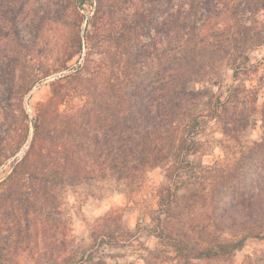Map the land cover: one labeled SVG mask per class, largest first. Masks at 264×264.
Masks as SVG:
<instances>
[{"label": "rangeland", "instance_id": "374dc122", "mask_svg": "<svg viewBox=\"0 0 264 264\" xmlns=\"http://www.w3.org/2000/svg\"><path fill=\"white\" fill-rule=\"evenodd\" d=\"M229 6L237 23L248 22L249 30H225L245 33L246 42L237 44H244L245 53L236 52L191 87L216 95L238 87L247 93L252 118L259 120L264 113V9L246 13L244 0H232ZM159 12L144 25L148 0H27L16 18L15 36L3 7L0 143L9 142L13 149L0 167V264H264V228L233 252L196 258L245 235L216 231L210 202L218 176L234 171L242 178L247 172L260 122L237 141L224 137L213 123L207 125L187 144L196 153L183 154L175 165L181 174L175 182L163 161L128 186L113 176L108 182L68 188L58 172L45 178L44 190L11 187L13 165L28 149L33 120L50 97L51 83L82 69L83 91H95L98 80L110 75L117 33L140 30L138 45L149 43L148 33L155 37L162 22ZM232 22L226 14L208 23L202 34ZM79 44L81 54L66 62ZM82 105L73 96L60 110L67 113Z\"/></svg>", "mask_w": 264, "mask_h": 264}, {"label": "trees", "instance_id": "16d2710c", "mask_svg": "<svg viewBox=\"0 0 264 264\" xmlns=\"http://www.w3.org/2000/svg\"><path fill=\"white\" fill-rule=\"evenodd\" d=\"M231 1L182 0L176 6V0H148V15H142L144 25L157 10L163 17L156 36L150 30L149 43L139 46L140 30L118 32L110 75L98 80L95 91H83L82 69L51 83L50 97L33 120L28 149L13 165L11 187L44 190L45 178L58 172L68 188L108 182L113 176L128 186L145 169L158 168L163 161L169 163L170 178L175 182L181 177L175 165L183 154L196 153L187 144L207 125L213 123L224 137L237 141L260 122L261 134L247 155V172L242 178L234 171L218 176L210 202L209 215L216 231L245 235L231 246L219 245V252L211 248L196 258L233 252L254 231L263 229L264 113L259 120L252 118L247 93L238 87L226 95L191 87L236 52L245 53L244 44L237 46L239 41L246 42L245 33L225 31L249 30L245 20L236 22ZM244 1L246 13L264 9V0ZM25 2L9 0L11 6L6 7L0 0V12L4 7L10 16L12 35L19 36L16 18ZM226 14L233 21L230 27L202 34L208 23ZM81 52L79 44L66 62ZM73 96L82 100V107L62 112L60 107ZM11 149L9 142L0 143V167Z\"/></svg>", "mask_w": 264, "mask_h": 264}]
</instances>
